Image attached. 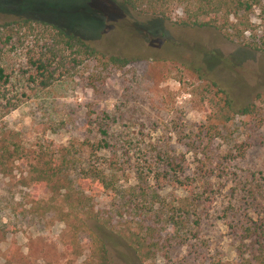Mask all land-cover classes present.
<instances>
[{"label": "rangeland", "instance_id": "374dc122", "mask_svg": "<svg viewBox=\"0 0 264 264\" xmlns=\"http://www.w3.org/2000/svg\"><path fill=\"white\" fill-rule=\"evenodd\" d=\"M181 17L179 10L171 22L138 15L118 0H0V24L54 23L106 56L132 61L103 82L87 74L57 82L0 118V148L8 151L0 264H85L90 240L79 227L71 231L62 198L65 181L78 186L80 169L111 160L106 151L90 152L99 126L118 142L116 190L93 183L85 194L112 233L110 264H259L254 236L241 237L247 227L264 231V52L214 29L182 28L174 22ZM250 21L263 31L264 2ZM20 65L18 57L5 59L9 72ZM158 155L179 165L176 175L182 171L191 192L171 174L155 180L168 170ZM46 163L49 171L67 163L55 171L54 189L34 182ZM141 186L157 196L137 201L148 216L120 217L117 191ZM151 213L160 222L152 224ZM140 220L156 229L153 236L139 229Z\"/></svg>", "mask_w": 264, "mask_h": 264}, {"label": "trees", "instance_id": "16d2710c", "mask_svg": "<svg viewBox=\"0 0 264 264\" xmlns=\"http://www.w3.org/2000/svg\"><path fill=\"white\" fill-rule=\"evenodd\" d=\"M129 11L138 15L171 22V16L175 10L181 12L182 17L174 22L182 28H207L220 31L224 38L237 42H246L245 46L254 52H264V28L260 32L259 27L253 25L250 16L255 7L261 8L264 0H118ZM248 34V38L244 34ZM21 60L17 70L9 72L5 65L7 56ZM132 61L113 56H106L100 53L92 44L84 40L76 32L67 30L54 23L43 22L33 19H18L12 22L0 24V118L5 117L10 111L40 91L52 87L55 83L71 79L73 77L87 74L86 80L103 82L104 76L111 69L121 70L127 67ZM4 64V65H3ZM248 109L242 111L243 115L248 114ZM100 139L91 144L90 152L96 157L100 151H106L112 156L111 160L99 159L92 162L86 169L78 172L79 182L75 188H69L70 182L65 181L66 194L62 203L67 209L65 219L71 216L74 222L71 223V231L76 235L78 227L87 234L90 240L89 256L85 264H110L108 256V243L112 233L108 231L104 220L97 212H93L88 205L90 197L85 193H91V184L98 185L102 190H114V173L119 163L113 158L117 157L116 146L107 129L98 127ZM8 151L0 148V173L3 174V166L7 163ZM160 159V160H159ZM167 167L165 173H154V178L159 183H165L167 176L171 174L173 182L189 191L188 180H181L182 171L174 160L169 158L158 159ZM67 163L54 165L57 168L65 167ZM37 168V175L34 180L40 187L51 186L55 188L58 179L55 180V171L47 168ZM156 162L154 161V164ZM152 165L149 170L152 171ZM54 168V167H53ZM110 173V174H109ZM109 174V175H108ZM142 175V174H141ZM181 178V179H180ZM64 182V181H63ZM86 182L87 187L83 185ZM73 185L71 184V187ZM116 190V189H115ZM118 192V205L116 210L119 216L126 215L141 216L146 218L149 211L146 205L137 203L142 198L145 203L149 199L157 197L154 192L148 193L147 187H138L132 192ZM75 196L74 200H71ZM195 200V199H194ZM152 224L160 222L157 214L151 213ZM184 216L189 212L184 211ZM109 221V219H105ZM172 220V219H171ZM174 225L179 226L178 219H174ZM173 222V221H172ZM108 223V222H107ZM109 224V223H108ZM139 229L144 230L148 236H153L156 229L152 226L143 227L144 220L138 221ZM155 224V223H154ZM175 226V227H176ZM178 229V227H177ZM242 240L254 236L255 258L259 264H264V231L261 227L244 229ZM73 235V236H74ZM72 248L75 246L72 244ZM138 252V249H136Z\"/></svg>", "mask_w": 264, "mask_h": 264}]
</instances>
